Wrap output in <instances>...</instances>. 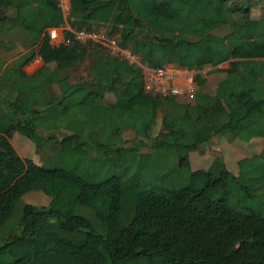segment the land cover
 I'll return each instance as SVG.
<instances>
[{
	"label": "trees",
	"instance_id": "16d2710c",
	"mask_svg": "<svg viewBox=\"0 0 264 264\" xmlns=\"http://www.w3.org/2000/svg\"><path fill=\"white\" fill-rule=\"evenodd\" d=\"M67 1L73 30L102 29L150 66L201 69L235 59L226 70L227 101L219 88L208 92L199 75L193 102H179L146 90L141 69L107 49L51 44L47 28L65 19L59 0H0V264H264V179L250 159L237 162L245 182L221 168L220 157L206 169L194 170L190 161V152L213 136L263 133L264 8L252 14L249 0ZM15 36L30 49L3 67L17 54L9 39ZM40 40L45 64L26 75L22 66ZM89 57L86 75L69 85V70ZM111 58L118 70L102 82L97 72ZM248 71L259 77L256 84L247 83ZM57 78L55 98L47 89ZM106 93L112 103L103 102ZM70 102L77 109L67 120L71 132L60 140L54 132L40 134L37 119L65 125ZM127 111L160 112L161 128L128 146L121 136L114 141L135 128ZM14 132L36 151L45 142L60 149L37 164L12 146ZM110 152L118 159L109 160ZM83 171L100 178L89 181ZM34 190L48 204L21 202ZM247 200L262 202L253 207ZM69 204L75 209L67 215Z\"/></svg>",
	"mask_w": 264,
	"mask_h": 264
},
{
	"label": "rangeland",
	"instance_id": "374dc122",
	"mask_svg": "<svg viewBox=\"0 0 264 264\" xmlns=\"http://www.w3.org/2000/svg\"><path fill=\"white\" fill-rule=\"evenodd\" d=\"M234 1L241 2L242 0H234ZM249 1L255 2L253 7H251V11H252L251 13L258 14L259 12H261V9L264 8V0H249ZM64 2H65V0H64ZM64 2L62 4L65 5ZM189 28L190 27H188V29ZM98 30L103 31L102 29H98ZM218 33L223 34L224 30H219ZM112 58L111 59H105L99 67V70L97 72V76L100 79V81H102V82H107V81L111 80L113 75L118 70V67L113 62ZM91 60L92 59L90 57L85 59L77 67L71 68L69 70V74L74 79H76L78 77H84L86 75L87 71L90 69ZM229 63H230L229 67L227 69L232 68L234 66L233 61H231ZM240 70L244 71L242 65L240 67ZM249 74L252 75L253 73H249ZM113 97H114V95H113ZM181 100H183V98H181V97L177 98V101L181 102ZM103 102L107 103V100H103ZM127 115L132 116V118L134 119L135 128L133 130L132 129H125L124 131H122L121 134L118 133V134L114 135V141H116V139H118L120 136L123 139H125L128 142L126 146H128L132 143V140L135 136H144L147 131H150L151 132L150 137H153L158 133L159 129L161 128V113L160 112H157V113L150 112V113H146V114L136 115L132 111H127ZM54 134L55 135H58V134L61 135V133H59V132H54ZM9 139L11 141H13V143L15 144L14 147L16 148V151H18V154L21 157L31 158L34 162H37V164H41L42 162L49 161L52 157L53 152L56 150V148L60 149V147L57 146L56 144H53L50 142H45L44 145L40 148V150L36 151L33 142L31 140H29L28 138H26L25 136L20 135L19 133L14 134V136H12ZM20 139H24V141H26V143L21 142ZM222 142H224V140H222ZM220 143H218L217 140L216 141L214 140L209 145H207L204 149H202L201 151L192 152V161H193V163L191 165L192 169H194V170L199 169V168L206 169L209 166V164L216 157H220L221 166H222L221 168L230 172V170H229L230 164H227L226 162L232 163L233 158L235 160L239 159L237 157H242L244 154H247L249 152V149L242 150V149H238V148H232V149L225 148V150H224L222 145H221L222 143L221 144ZM61 147L66 148V145H61ZM143 150L147 151V149H143ZM263 150H264V148H263ZM95 153H96L95 151L92 152V154H95ZM108 159L109 160H116V159H118V156L116 155L115 152H110L108 154ZM206 161H209V162H206ZM251 163H252V165L255 164V174L258 177H260V179H264V165H263L264 162H263V160L262 159L260 160V158L257 157L256 159L251 160ZM82 177H84L85 179H87L89 181H98L100 178V175L99 174L92 175L86 171H83ZM237 177L242 182H245L244 174L239 173L237 175ZM48 201H49V197L47 195H45L41 191L34 190V191L28 192L26 195H23L21 202H27V203H31L33 205L40 206V205L48 204ZM257 201L247 200L246 204L255 207L257 204L262 202L261 200H257ZM74 209H75V205L69 204L65 208V213L67 215H70L73 213ZM14 212H17V210H15ZM18 214H20V209L18 211ZM15 217L18 218V215Z\"/></svg>",
	"mask_w": 264,
	"mask_h": 264
},
{
	"label": "crops",
	"instance_id": "0c3cea01",
	"mask_svg": "<svg viewBox=\"0 0 264 264\" xmlns=\"http://www.w3.org/2000/svg\"><path fill=\"white\" fill-rule=\"evenodd\" d=\"M63 2H64V0H63ZM64 3H65V5L63 4V7L67 8L68 7V1L65 0ZM65 14H64L65 19L60 26L47 28V31L54 29L57 32L56 38L50 39L51 44H58V43L62 42V40L65 37V32L68 29H72L70 27L67 19H66L67 12ZM9 39L14 41L15 44H17L16 45L17 46L16 51H15V52H17V54H15L13 56H8L9 58L5 59V62L3 63V67H5L7 65H11L13 60L18 58L20 55L25 54L30 49V46H29V48H27V46H26V48H23V45L17 41V37L16 38L10 37ZM41 43H42V41L40 40L37 44H35V46H34L35 51L39 49V46L41 45ZM6 55H7V51L5 52L3 57H5ZM257 60H263V59H257ZM231 61H235V59H229V60L224 61V62H222L216 66H205L204 68L206 70V74L204 76H201V79H202V77L203 78L205 77L204 79H206L204 88L208 92H211V94H213L217 90V88H219L221 90L222 101L224 103H226L228 93H229V83L226 80V70L229 67V64H230L229 62H231ZM54 65H55V63L50 62L47 65V68L49 70H52L54 68ZM28 66H29V69L26 70V67H28ZM33 66L34 65L31 62V63H29V65L23 67V69L26 70V72H27V73H25L26 75L32 76V75L36 74V72L40 69L39 67H38L39 68L38 69L37 67L35 68ZM249 73H253V72L248 71L247 77H246L247 83L248 84H256L259 81V77L254 73L252 75H250ZM61 78H62V75H61ZM66 81L69 83V85H72L74 82L73 77L71 75H70V78H68V80H66ZM67 82L65 83L66 86H67ZM61 83H62L61 79L57 78L56 81L52 83L51 88L47 89L48 93L51 92L55 96V98H58L59 96H61V91H60V86H59V84H61ZM65 85H63V86L65 87ZM260 88H261L260 90H262V87H260ZM68 98L73 99V94H71L69 97L66 96L67 100H69ZM103 100H107V103H112L115 100V98L113 97L112 93H106L104 95ZM102 104H104V103H102ZM75 110H77V109H75V105L73 104V102H70L69 105L65 109L66 124L61 125V126L58 125V123L55 121V119L53 117L40 116L37 119V130H38V132L40 134L43 133L42 135H46L47 133H50V132H59V133H61V135L58 134L55 136H56V140H60L62 138V136L69 134L71 132V128H68V126H67L68 125L67 120H68V118L71 121L73 120V117L75 115ZM14 134H16V132H14L12 134V136H14ZM214 140L215 141L217 140L218 143L221 142L222 144L221 143L220 144L222 145L224 150H225V148H228V149L238 148V149H242V150L249 149V152L247 154H244L242 157H237L239 159L235 160L233 158V160H232L233 164L225 161L227 164H230L229 170L234 175H238L240 173L237 162H238V160H240L242 158L247 157L250 159V162H251V160L256 159L258 157V158H260V160L262 159L264 162V157H261V151L264 148V128H263L262 134L261 133H258V134L254 133V134L249 135V136L247 134H244L241 137H235V136H231V135L213 136L210 139V141L206 144H203L201 148L204 149L207 145H209ZM222 140H224V142H222ZM9 141L12 144V146L14 147L15 144L13 143V141H11L10 139H9ZM20 141L23 143H26V141H24V139H20ZM66 147H68V144H66ZM190 161H191V165H192V163H193L192 152H190ZM209 161H206V162H209ZM253 166L255 168V164H253ZM258 178H260V177H258Z\"/></svg>",
	"mask_w": 264,
	"mask_h": 264
},
{
	"label": "built area",
	"instance_id": "2783aa9c",
	"mask_svg": "<svg viewBox=\"0 0 264 264\" xmlns=\"http://www.w3.org/2000/svg\"><path fill=\"white\" fill-rule=\"evenodd\" d=\"M59 2L65 14L67 8L63 7V0H59ZM67 31L70 32V35L66 36L65 32V37L62 42L68 45H73L76 42L98 45L101 48L107 49L111 55L123 58L130 64L139 67L143 74L145 89L154 94L160 93L163 96L174 95L187 101L192 100L197 89V75L201 77L206 74L205 66L201 69L179 67L173 63L150 66L144 63L138 55L132 53L129 49L122 48L115 38L95 28L68 29ZM47 32L50 39L56 38L57 32L54 29ZM31 62L34 65L33 67L41 68L45 64L43 54L39 50H36L34 56L22 66V70L25 73H27L26 70L29 69V66L26 67V70L23 67L29 65Z\"/></svg>",
	"mask_w": 264,
	"mask_h": 264
},
{
	"label": "clouds",
	"instance_id": "9594fccd",
	"mask_svg": "<svg viewBox=\"0 0 264 264\" xmlns=\"http://www.w3.org/2000/svg\"><path fill=\"white\" fill-rule=\"evenodd\" d=\"M111 55V54H110ZM112 57H115V56H113V55H111ZM139 58H140V56H139ZM141 59V58H140ZM170 63V62H169ZM165 64V63H164ZM187 68V67H186ZM190 69V68H189ZM200 79H201V77H200ZM199 86L197 85V88H198ZM197 90V89H196ZM194 96H195V94H194ZM176 98H179V97H176ZM193 100H194V98L192 99V100H189V101H187V100H184L183 99V101H187V102H193Z\"/></svg>",
	"mask_w": 264,
	"mask_h": 264
}]
</instances>
